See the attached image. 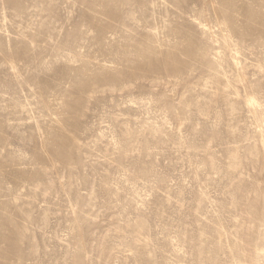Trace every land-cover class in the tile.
I'll return each mask as SVG.
<instances>
[{"label": "rangeland", "instance_id": "1", "mask_svg": "<svg viewBox=\"0 0 264 264\" xmlns=\"http://www.w3.org/2000/svg\"><path fill=\"white\" fill-rule=\"evenodd\" d=\"M0 264H264V0H0Z\"/></svg>", "mask_w": 264, "mask_h": 264}]
</instances>
